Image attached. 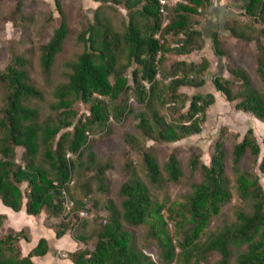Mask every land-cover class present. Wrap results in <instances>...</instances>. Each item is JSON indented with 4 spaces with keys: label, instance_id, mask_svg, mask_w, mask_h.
I'll return each mask as SVG.
<instances>
[{
    "label": "trees",
    "instance_id": "1",
    "mask_svg": "<svg viewBox=\"0 0 264 264\" xmlns=\"http://www.w3.org/2000/svg\"><path fill=\"white\" fill-rule=\"evenodd\" d=\"M92 1L100 5L76 35L81 51L63 62L66 79L53 88L47 116L41 118L39 108L31 104L45 97L31 82L24 58L16 57L0 73L1 203L15 212L24 205L25 212L36 218L44 213L43 223L54 229L57 239L72 228L86 226L95 216L80 218L74 213L68 220L61 217L63 191L73 201L74 211L90 213L96 207L89 187L82 197L74 196V172L78 168L93 171L91 179L105 191V172L112 164L96 159L90 137L108 129L111 120L125 122L133 116L137 133H125L124 141L140 155V168L127 164L132 169L119 187L120 205L107 201L108 216L92 236H74L86 247L69 252L67 259L73 264H157L134 246L127 224L146 229L145 239L156 245L161 264H201L214 254H218L216 264H231L232 257L235 264H264V187L260 183V175L264 177V148L261 155L251 129L239 141L238 135L231 136L233 187L247 206V210L235 212L234 223L209 228L232 198L222 136L213 146L209 164L198 157L189 161L191 171L199 169L200 180L190 184L183 200H170L168 196L158 200L150 190V186L161 188L177 182L182 170L174 154L160 165L141 139L173 143L199 133L207 108L215 101L212 93L188 97L179 91L181 87L205 84L209 68L206 58L197 63L174 60L166 64L168 55H188L204 47L198 17L208 11L211 0L166 4L165 25L160 0ZM114 5L126 11L127 21L120 29L106 11L114 10ZM228 5L239 8L249 19L224 23L223 29L237 40L255 43V73L262 86L256 88L241 67L228 69L238 79L237 84L219 75L212 78V84L227 101L235 102L237 110L264 121V41L260 38L264 31L256 26L264 24V0H230ZM54 7L59 25L39 47L40 66L46 75L69 33L60 0H54ZM17 9L20 11L19 6ZM211 42L215 55L229 58L218 31L211 34ZM76 102L86 107V114L78 115ZM132 103L139 107L137 113ZM244 159L257 165V170L244 167ZM5 218L0 214V228ZM91 237L95 238L93 246L87 244ZM21 240L30 241L28 229L0 231V264H35L32 257L48 252V242L42 237L22 256Z\"/></svg>",
    "mask_w": 264,
    "mask_h": 264
},
{
    "label": "rangeland",
    "instance_id": "2",
    "mask_svg": "<svg viewBox=\"0 0 264 264\" xmlns=\"http://www.w3.org/2000/svg\"><path fill=\"white\" fill-rule=\"evenodd\" d=\"M229 1L212 0V6L203 17H199L203 21L206 20L207 22L216 23V26L212 24V27H205L207 35L210 34V31L214 27H217V20L226 18V23L231 21H249L247 16L243 15L239 8L235 7L231 9V6L228 5ZM60 2L66 13L69 33L64 41L61 53L57 55L50 73L46 75L40 66L39 47L49 40L54 28L60 22L59 15L54 7V0H0V73H4L7 65L13 63L16 57L24 58L27 61L26 69L29 78L43 92L45 97L42 101H31L32 105L39 108L41 118H44L50 112L48 104L52 102L51 92L53 88L65 82L66 69L63 66V62L67 59L75 58L82 49V45L76 40V35L84 28L87 20L92 19L95 9L100 5V3L92 0H60ZM221 3L226 4V7L225 5L220 7L219 5ZM18 6L20 11L17 9ZM113 8L114 10L106 9V11L114 26L120 29L122 22L127 21L126 11L117 5H114ZM256 26L264 31V24L258 23ZM221 38L223 40L222 47L226 49L229 58L213 57L211 54V52L213 53L211 40L208 41L206 50H196V54L194 55H168L167 65L178 59H187L189 62H201V59L205 58V56L209 57L211 64H209V68L205 74V84L199 88L181 87L179 91L188 95V97H191L195 93H212L215 101L207 108L206 118L199 133L173 143H158L152 140L144 141L141 139L143 145L152 151L160 165L167 159L169 154H174L182 170V176L177 182L165 184L161 188L150 186L153 196L158 200L162 199L163 196H168L170 200H183L184 195L190 189V184L200 180L199 169L191 171L189 161L193 157H198L200 162L209 164L213 146L220 136H222L224 149L227 153L226 172L232 187L234 184V175L230 169V158L234 140L231 136L234 134L238 135L237 141H239L251 129L256 141L261 147V155L263 154L264 121L257 119L250 113L237 110L234 106L235 102L227 101L220 92L214 89L212 84V78L216 75L228 78L237 84L238 79L230 74L228 69L229 67H241L250 75L253 85L256 88H261L262 84L255 73V43L237 40L231 37L228 31H226V36H222ZM260 38L264 41V35H261ZM2 94L3 88L0 83V107L2 106ZM132 104L134 111L137 113L139 107L134 105V103ZM187 106L188 103L185 109ZM74 107L78 111V115L87 113L86 107L80 102H76ZM136 124L137 119L133 116H129L125 122L111 120L108 124V129L90 137L92 140V150L96 159L99 161H109L112 165L105 172V191L99 190L96 181L91 179L93 171L78 168L74 172V196L77 198L82 197L89 187L91 200L97 203L96 207L90 211L93 217L95 216L93 221H88L84 227L68 230L72 238L78 233L92 236L93 231L97 230L103 219L108 216L105 205L109 199L117 206L120 205L121 199L118 195V190L120 185L128 179L132 169L127 164L136 166L139 169L141 163L140 155L131 150L124 141L125 133H137ZM20 153L21 151L18 149L16 156L17 162H19ZM242 164L244 167H252L257 170V165L255 166L250 160L244 159ZM138 174L146 179L143 172L139 171ZM260 183L264 187V177L262 175H260ZM239 209L247 210V206L237 196L236 190L233 187L231 200L221 207L218 216L211 220L209 228L213 230L222 225L234 223L236 221L235 212ZM3 210L4 205L0 202V213ZM44 217L45 214L42 213L35 219L36 222L34 221V223H38L39 226L43 222ZM27 224L26 222L25 225ZM125 227L132 233L134 246L150 256L157 264H161L157 258L156 245L153 241L145 239L146 229L144 227H134L127 224ZM4 232L6 230L2 231V233ZM34 233L33 239L35 238ZM94 243V237H91L87 241L89 246H93ZM77 244L78 248L86 247L83 243L77 242ZM68 253V251L61 250L57 253V258L65 259V264H67ZM217 258L218 254L211 255L207 261L201 264H216ZM231 264H235L234 257H232Z\"/></svg>",
    "mask_w": 264,
    "mask_h": 264
},
{
    "label": "crops",
    "instance_id": "3",
    "mask_svg": "<svg viewBox=\"0 0 264 264\" xmlns=\"http://www.w3.org/2000/svg\"><path fill=\"white\" fill-rule=\"evenodd\" d=\"M221 1L226 2V0H221ZM222 5L223 6L225 5V7H226V4H223V3H221L219 6L221 7ZM211 6H212V0H211L210 7ZM199 17H203V16H199ZM199 17H198V19L200 20L199 29L201 30V32L203 34V38L205 40L204 47L200 50H206L207 43L209 40H211V34L214 31H218L220 40L223 42L221 37L226 36V31L223 29V27H224L223 25H224V23H226V18L217 20L218 21L217 27H214L210 31V34L207 35V31H205V27H207V26L212 27L211 26L212 24H214L216 26V23L207 22L206 20L203 21ZM211 44H212V42H211ZM194 54H196L195 51L192 52L191 54L180 55V56H189V55H194ZM211 54L213 57H217V55H215L214 52L213 53L211 52ZM205 55H207V54H205ZM205 58L209 61V64H211L210 58L207 56H205ZM178 60L188 61L187 59H178ZM194 62L197 63V61H194ZM0 214L5 215V217H6L1 228H0L1 232L3 230H6V232L9 230L18 231V230H21L24 228L29 230L30 241L26 242L25 240H21L19 242L22 256L27 255L29 253V251L37 244V242L40 238L43 237L47 240L48 252L44 256L32 257V261L35 264H65L66 263L65 259L57 258V253L60 252L61 250L73 252L78 248L77 242L69 235L68 232L65 235H63L62 237L57 239L55 237V232H54L53 228L46 227L43 222H41V224L39 226H38V223H34V221L36 222V220H35L36 217H34L32 215H28L25 212V206L24 205L21 208V210L18 212H15L11 208L4 205V210ZM23 221H25V223L27 222L28 224L25 225V223H23ZM33 232H35L34 233L35 234L34 239H33ZM67 260H68L67 264H73L69 259H67Z\"/></svg>",
    "mask_w": 264,
    "mask_h": 264
},
{
    "label": "built area",
    "instance_id": "4",
    "mask_svg": "<svg viewBox=\"0 0 264 264\" xmlns=\"http://www.w3.org/2000/svg\"><path fill=\"white\" fill-rule=\"evenodd\" d=\"M178 2L186 3L185 0H160V3H161L160 11H161V13H162V15L164 17L163 25H165L168 22L167 19L165 18L166 10H165L164 6L166 4H175V3H178ZM156 37H158V35H156ZM161 42H162V40H161ZM63 195H64V202H63V208H62L61 217L64 220L65 219L68 220L72 215H74V213H76L80 218H86L88 216L89 217H93L92 213H88L85 210L74 211V203L69 198L68 193L66 191H63Z\"/></svg>",
    "mask_w": 264,
    "mask_h": 264
}]
</instances>
